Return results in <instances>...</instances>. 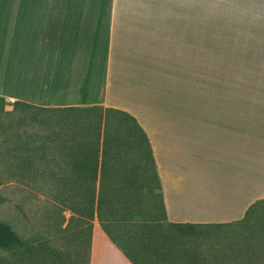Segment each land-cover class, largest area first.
Listing matches in <instances>:
<instances>
[{
	"label": "crops",
	"instance_id": "obj_1",
	"mask_svg": "<svg viewBox=\"0 0 264 264\" xmlns=\"http://www.w3.org/2000/svg\"><path fill=\"white\" fill-rule=\"evenodd\" d=\"M259 90L264 0H0V97L119 108L151 143L164 229L118 244L95 216L88 264H236L215 225L264 199Z\"/></svg>",
	"mask_w": 264,
	"mask_h": 264
},
{
	"label": "trees",
	"instance_id": "obj_2",
	"mask_svg": "<svg viewBox=\"0 0 264 264\" xmlns=\"http://www.w3.org/2000/svg\"><path fill=\"white\" fill-rule=\"evenodd\" d=\"M0 101L7 102L4 97ZM8 102L13 109L78 110L75 118L69 120L70 129L58 130L53 137H47L48 142L57 144L49 160L58 166L36 170L24 165L27 159L22 156L18 161L21 166L7 173V178L17 181L42 176L46 184L52 183L51 195L59 210L69 209L77 214V231L65 238L71 246L57 249L40 244L36 247L39 256L33 251L35 259H41L43 264H88L91 219L95 216L118 244L124 235L155 236L164 229L162 187L151 143L132 114L99 105L49 108L21 101ZM27 141L23 139L24 143ZM45 150L47 157L50 146ZM3 200L0 196V202ZM215 226L227 229L219 243L235 246L236 264H264V199L252 203L240 220ZM0 248L13 252V258H17L0 257V263L30 264L31 246L6 222L0 223Z\"/></svg>",
	"mask_w": 264,
	"mask_h": 264
},
{
	"label": "rangeland",
	"instance_id": "obj_3",
	"mask_svg": "<svg viewBox=\"0 0 264 264\" xmlns=\"http://www.w3.org/2000/svg\"><path fill=\"white\" fill-rule=\"evenodd\" d=\"M255 94L257 99H264V91L259 90ZM231 96L233 98L235 93H231ZM238 96L239 92H236V97ZM6 101L5 103L0 101V196L4 197L0 202V223H9L26 245L31 246L32 256L29 261V256L26 255L25 259H28L26 261L30 264H43L41 259L37 260L33 256L35 255L33 251L37 252L36 247L42 244L59 249L66 244L61 230L62 211L51 195L52 183L49 181L46 184L47 180L42 176H31L27 181H17L7 178V173L16 166H21L18 161L22 156L27 159L24 165L36 170L58 166L53 160H49L53 151H56L57 144L55 141L48 142L47 137H53L58 130L70 129L68 123L75 118L78 110L13 109L12 104L7 99ZM23 139L28 141L24 143ZM49 146L51 152L45 157L44 152H47L45 149ZM0 257L17 259L13 258V252L2 248ZM47 258L51 259L48 256Z\"/></svg>",
	"mask_w": 264,
	"mask_h": 264
},
{
	"label": "bare ground",
	"instance_id": "obj_4",
	"mask_svg": "<svg viewBox=\"0 0 264 264\" xmlns=\"http://www.w3.org/2000/svg\"><path fill=\"white\" fill-rule=\"evenodd\" d=\"M222 200H223V198H222ZM222 200H221V202H222ZM226 200V199H225ZM214 205V204H213ZM212 207V206H211Z\"/></svg>",
	"mask_w": 264,
	"mask_h": 264
}]
</instances>
